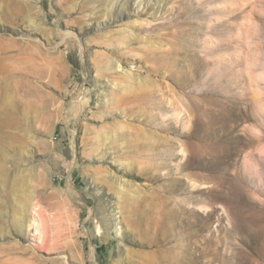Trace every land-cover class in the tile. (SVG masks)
<instances>
[{
	"label": "rangeland",
	"instance_id": "obj_1",
	"mask_svg": "<svg viewBox=\"0 0 264 264\" xmlns=\"http://www.w3.org/2000/svg\"><path fill=\"white\" fill-rule=\"evenodd\" d=\"M0 264H264V0H0Z\"/></svg>",
	"mask_w": 264,
	"mask_h": 264
},
{
	"label": "bare ground",
	"instance_id": "obj_2",
	"mask_svg": "<svg viewBox=\"0 0 264 264\" xmlns=\"http://www.w3.org/2000/svg\"><path fill=\"white\" fill-rule=\"evenodd\" d=\"M42 216V215H41ZM42 220V219H41ZM41 222V221H40ZM43 223V222H42ZM43 230H44V228H43ZM38 232V231H37ZM119 232V231H118ZM48 237V236H47ZM44 238H46L45 236H44ZM44 238H42V240L44 239ZM41 239V238H40ZM41 240V241H42ZM45 240V239H44ZM44 240L42 241V243H44ZM47 240V239H46ZM40 241V242H41ZM50 241V240H49ZM46 242V241H45ZM41 243V244H42ZM54 243H56L55 245H58V246H61V244H59V240H56ZM48 244V243H47ZM67 244V243H66ZM44 245V244H43ZM50 245V244H49ZM51 247V246H50ZM46 247H43V249H45ZM42 249V246L40 247V250ZM50 249V248H49ZM48 250V249H47ZM45 251V250H44ZM49 251V250H48Z\"/></svg>",
	"mask_w": 264,
	"mask_h": 264
}]
</instances>
